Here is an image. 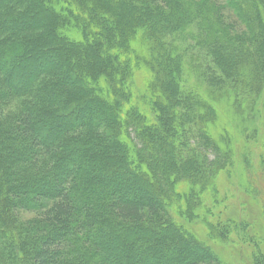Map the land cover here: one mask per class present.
Segmentation results:
<instances>
[{
    "label": "trees",
    "instance_id": "1",
    "mask_svg": "<svg viewBox=\"0 0 264 264\" xmlns=\"http://www.w3.org/2000/svg\"><path fill=\"white\" fill-rule=\"evenodd\" d=\"M223 173L264 204V0H0V264H264Z\"/></svg>",
    "mask_w": 264,
    "mask_h": 264
},
{
    "label": "rangeland",
    "instance_id": "2",
    "mask_svg": "<svg viewBox=\"0 0 264 264\" xmlns=\"http://www.w3.org/2000/svg\"><path fill=\"white\" fill-rule=\"evenodd\" d=\"M224 1L225 0H218L219 3H224ZM198 64L201 68L206 69L204 62H200ZM193 70L197 73L201 71L199 69L197 70L194 65H188V76L186 77L190 85H192L193 83L194 85L196 84L195 74ZM21 108L22 105L19 101H13L7 106V109L10 113H12V115L17 114ZM231 110L233 111V109ZM226 111L227 110H223L224 114H226L227 116L229 114H232L231 111L229 112V114ZM245 139L246 138L243 137L236 138L235 158L241 161L243 155L242 153L246 151V147L253 148L254 155L256 156V158H258V154L261 152L260 147L262 148L263 146L262 142L259 141L258 143H256V141L254 140ZM219 192L220 202L218 204H213L210 200L208 204L210 207H212V210L215 214V216H211V219L214 218L212 219L213 221L216 220L215 218H221L224 220L231 219L237 221L238 223H241L243 221L249 222L253 226H251V230L252 228H257L259 234L255 235L257 237H261L263 234V230L261 229V219L264 217V204H259L255 198L251 197V195H248L246 192L242 191L238 186L235 187L232 181L229 179V176L225 173L221 174L219 177ZM32 215L33 214L24 213L22 216L23 218H31ZM187 225L194 231V233L199 238L209 243L228 264H250V256L254 253L255 250L249 244L251 241L249 240L248 236L244 237L243 235L242 240V234L241 236L239 234L235 236L232 235L231 240L233 242L223 244L210 238L209 232L205 225L201 223L194 225L187 223Z\"/></svg>",
    "mask_w": 264,
    "mask_h": 264
}]
</instances>
